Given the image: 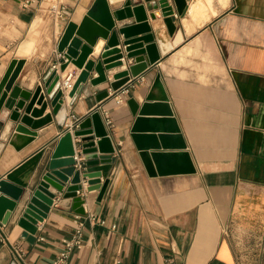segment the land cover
I'll use <instances>...</instances> for the list:
<instances>
[{
	"label": "crops",
	"instance_id": "0c3cea01",
	"mask_svg": "<svg viewBox=\"0 0 264 264\" xmlns=\"http://www.w3.org/2000/svg\"><path fill=\"white\" fill-rule=\"evenodd\" d=\"M93 1L57 0L52 10L43 9L47 0H0V80L14 58L23 59L13 85L34 89L57 57V42L68 22L79 24ZM123 1L109 0L110 9ZM142 4L159 59L130 78L124 101L97 99L108 81L91 84L95 70L72 104L69 90L63 95L65 122L81 121L94 110L104 120L108 112L112 120L106 127L115 152L109 171L101 172L102 181H108L105 190L101 195L99 188L86 190L88 177L81 176L83 214L60 204L62 195L56 193L46 217L37 221L33 242L17 223L27 191L4 224L8 241H0V264L13 261L11 245L24 249L21 264H52L77 229L83 245L70 251L65 264H162L166 258L237 264L236 237L264 229V0H186L188 9L175 17L173 34L158 10L152 19L144 0ZM170 4L176 13L172 0ZM42 18L48 20L39 25ZM134 21L133 16L117 23ZM119 48L127 67L135 57L126 56L125 46ZM97 58L93 52L87 56ZM122 70H105L107 80ZM58 72L62 81L69 73L77 77L80 69L69 62ZM156 77L172 116L161 115V109L142 115L162 120L154 129L142 130L155 142L143 152L170 156L162 169L167 174L151 176L131 136L135 115L128 100L141 105ZM51 112L49 105L43 114ZM9 114L0 108V180L28 189L67 130L52 115L29 143L15 149L9 143ZM70 132L79 159L82 135ZM160 134H180L186 147L180 148L177 138L164 148ZM95 149L99 153L97 145ZM182 151L188 156L182 157ZM190 162L195 171L181 173ZM48 190L56 192L52 185Z\"/></svg>",
	"mask_w": 264,
	"mask_h": 264
},
{
	"label": "water",
	"instance_id": "95a60500",
	"mask_svg": "<svg viewBox=\"0 0 264 264\" xmlns=\"http://www.w3.org/2000/svg\"><path fill=\"white\" fill-rule=\"evenodd\" d=\"M176 14L183 15L188 7L186 0H172ZM113 2V1H112ZM150 16L154 19L157 12L161 13L169 34L175 31V16L170 0H144ZM135 17L131 23L118 24L127 17ZM141 34V36H137ZM121 36V38L119 37ZM99 38L103 40H98ZM119 45L125 46L126 56L135 57L132 64L127 67L123 64V55ZM57 51L66 59L59 70H64L69 62H72L80 69L72 88L68 95L71 97L70 104L76 99L77 95L83 89L92 71L97 72L95 78L89 82L96 84L102 81H108L112 89H118L124 85L130 78L137 77L144 71L148 64H153L159 59L157 51V42L155 33L151 31L150 26L144 15V6L142 0H124L120 8L110 9L109 0H94L83 16L79 24L69 21L63 30L57 42ZM97 55V59H87L90 53ZM147 56V58L144 57ZM23 59L14 58L4 75L0 80V108L5 106L10 110L9 118L12 122V133L9 137V143L15 149H20L29 143L36 135L38 128L43 127L52 120L55 115L60 126L64 125L66 116L63 115V95L64 90L61 88V77L57 70L50 68L43 78V81L31 90H23L18 85H13L14 80L19 73ZM120 66L123 70L113 75V80H107L105 70L111 67ZM161 84L159 77L154 80L150 91L145 96L141 105L129 99L135 120L131 129V136L135 146L140 150L144 159L149 175L167 174L162 169L168 154L155 153L150 154L146 151L155 145L154 137L142 134L144 128L149 130L157 127V123L162 120L157 118H144L142 115L146 112L161 109L164 113L161 115L171 118L172 112L167 103V97L160 92ZM9 93V94H8ZM107 88H104L97 95V99L107 98ZM158 97V98H155ZM153 99L157 102H151ZM38 105V107H35ZM52 107V112L43 114L47 106ZM40 117V118H38ZM147 130V129H146ZM174 132L178 133L175 128ZM75 136L82 135L79 147L81 155L75 152L71 132L67 131L60 136L57 144L46 160L37 182L30 188H19L5 179L0 180V223L5 224L7 219L17 210L25 193L27 196L22 207L19 209L17 223L24 228L28 234V240L35 241L37 230V221H42L50 210L53 199L60 193L59 203L72 208L80 214H83V184L81 176L88 177L86 190L100 189V195L105 190L108 183L105 178L101 179V172L107 173L110 169L115 147L104 120L98 110H94L79 121L78 128L73 130ZM90 134V136H86ZM95 137L98 140L95 141ZM159 138L163 147L171 145L173 139L179 138V147L185 148V142L181 139L180 134L168 136L160 134ZM98 147L95 149V146ZM182 157L188 156L187 152H179ZM156 165V171L152 170V161ZM195 171L193 164L190 162L182 167L181 173H192ZM52 185L56 192L48 190ZM8 209V212H6ZM11 264H17L12 261Z\"/></svg>",
	"mask_w": 264,
	"mask_h": 264
},
{
	"label": "built area",
	"instance_id": "2783aa9c",
	"mask_svg": "<svg viewBox=\"0 0 264 264\" xmlns=\"http://www.w3.org/2000/svg\"><path fill=\"white\" fill-rule=\"evenodd\" d=\"M54 8H55V6H51L52 10ZM174 16L177 17V14L174 13ZM64 61H66V59L63 57V55L58 53L57 57L55 58V60L51 64V68L58 71L60 69V65ZM75 76L76 75L69 73L68 76H66L61 81V88L64 91L70 90L72 88L73 81L76 79ZM129 83L130 82L128 81L124 85L120 86L118 89H112L108 83V85H107V92H108L107 97H112L115 100V102H117V103L123 102L125 99V95H127L129 92V88H130ZM104 114H105V120L103 119L104 123L109 125V126H112L113 123H112V120H111L108 112L105 111ZM64 124H65V128L67 131H73L74 129L78 128L79 119L74 117L73 120H69V121L65 122ZM0 241H2V242L8 241V238H7L6 233H5V225L2 223H0ZM82 245H83V241L81 238L80 230L77 229L76 233H74L69 239L64 241L63 247L60 249L58 254L55 256L52 264H65L70 251L73 248H81ZM11 247H12V253H13V261H15L17 264H21L23 261L24 253H25L24 249L21 246H17V245H11ZM162 264H185V263L178 262V261L174 260L173 258H166Z\"/></svg>",
	"mask_w": 264,
	"mask_h": 264
},
{
	"label": "rangeland",
	"instance_id": "374dc122",
	"mask_svg": "<svg viewBox=\"0 0 264 264\" xmlns=\"http://www.w3.org/2000/svg\"><path fill=\"white\" fill-rule=\"evenodd\" d=\"M51 6H57V0H47L44 3L43 9H48ZM48 19H40L39 25L44 24ZM239 242L238 248V263L237 264H264V229L256 231L245 237L239 235L235 239Z\"/></svg>",
	"mask_w": 264,
	"mask_h": 264
}]
</instances>
